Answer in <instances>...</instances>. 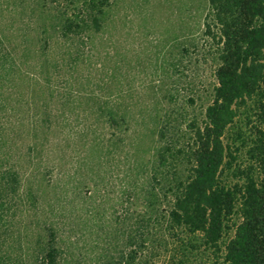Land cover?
<instances>
[{"label":"rangeland","instance_id":"1","mask_svg":"<svg viewBox=\"0 0 264 264\" xmlns=\"http://www.w3.org/2000/svg\"><path fill=\"white\" fill-rule=\"evenodd\" d=\"M208 7L209 0H111L100 29L65 36L58 2L0 0V168L20 176L1 232L27 264L49 228L64 262L106 264L145 230L143 219L145 237L156 239L145 259L170 262L173 245L158 240L175 160L170 153L161 164L158 151L186 147L211 101ZM254 114L242 108L225 135L242 170L257 161ZM228 180H238L231 170ZM215 259L194 254L187 264Z\"/></svg>","mask_w":264,"mask_h":264},{"label":"trees","instance_id":"2","mask_svg":"<svg viewBox=\"0 0 264 264\" xmlns=\"http://www.w3.org/2000/svg\"><path fill=\"white\" fill-rule=\"evenodd\" d=\"M54 1L65 36L100 29L111 4V0ZM203 34L216 57V83L203 120L192 123L186 147L159 148L161 164L170 153L175 160L159 245L167 250L168 244L173 245L170 264H187L194 254L216 257L213 264H264V0H209ZM244 107L254 108L260 125L251 148L256 165L247 170L234 167L236 156L225 142ZM111 120L118 126L126 123L125 117ZM229 170L238 180H228ZM19 186L16 169L0 168V264H27L22 254L11 251L1 232L9 200ZM149 194L154 200L159 197L154 188ZM144 221L139 228L145 230L132 235L120 257L106 264H149L144 253L156 239L145 237L149 224ZM34 264H69L54 229L49 228L47 240L39 242Z\"/></svg>","mask_w":264,"mask_h":264}]
</instances>
